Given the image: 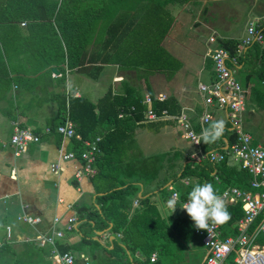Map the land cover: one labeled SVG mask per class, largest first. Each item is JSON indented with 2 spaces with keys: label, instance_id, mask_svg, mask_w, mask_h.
I'll list each match as a JSON object with an SVG mask.
<instances>
[{
  "label": "trees",
  "instance_id": "1",
  "mask_svg": "<svg viewBox=\"0 0 264 264\" xmlns=\"http://www.w3.org/2000/svg\"><path fill=\"white\" fill-rule=\"evenodd\" d=\"M186 1L0 0V59L6 57L10 68L19 72L12 56L24 55L27 61L30 57L36 60L39 71L58 67L64 74L66 65L70 70H89L99 61H118L129 67V55H133V65L157 70L161 68L159 57L162 61V55H170L162 44L173 20L167 16L166 6ZM128 3L144 10L132 23L125 18ZM219 47L237 59L233 66L247 88L250 111L264 112V51L258 43L244 50L239 39H221ZM240 64L243 67L239 68ZM121 89L110 88L96 102L73 92L69 96L59 94L58 122L52 127L69 115L83 139L102 136L95 162L97 173L89 177L98 193L95 205L76 207L82 221L72 231H81L82 235L74 244L57 241L59 250L86 253L89 264H201L205 246L196 233L195 222L180 206L198 183H212L219 195L231 186H251L252 174L233 160L230 148H225L234 142V132L226 127L223 135L209 144L201 137L200 148L205 153L201 161L190 158L184 165L186 157L178 151L146 155L134 136L145 118L144 96L126 81ZM154 107L160 112L170 109V103L155 98ZM122 110L125 115L120 117ZM212 123L204 127L198 123L195 129L201 134ZM72 139L79 153L84 143ZM214 149L224 151L225 159L212 162L206 153ZM171 179L180 193L174 213L166 208L172 194L167 185ZM142 184L154 186L158 192L141 196ZM226 205L230 218L220 223L222 237L236 234V223L244 216L241 202ZM260 223L258 218L251 231ZM107 229L116 235L112 248L111 242H103L97 235ZM46 248L37 246L26 260L4 244L0 247V264H44L41 258L52 250ZM154 252L158 259L152 262ZM75 264L87 263L78 255Z\"/></svg>",
  "mask_w": 264,
  "mask_h": 264
},
{
  "label": "crops",
  "instance_id": "2",
  "mask_svg": "<svg viewBox=\"0 0 264 264\" xmlns=\"http://www.w3.org/2000/svg\"><path fill=\"white\" fill-rule=\"evenodd\" d=\"M208 3L209 0H187L185 3H171L166 6L167 16L173 20L162 44L170 55H162V61L159 57L161 68L157 70L151 71L145 66L133 65V55H129V67L123 66L118 61L107 63L99 61L94 62L89 70L79 68L70 70L66 65L64 74L58 67L53 68H57L59 73L53 68L50 71H39L36 60L30 57L27 61L24 55L12 56V62L18 67L19 72L10 68L6 57L0 59L3 61L0 62V247L9 244L20 257L29 260L26 257L27 254L34 252L33 249L37 246L50 249V245L41 242V237L50 233L55 226L64 229L70 215L76 214L78 217L77 206L95 205L98 193L89 178L91 176L81 181L75 176L76 170L82 165L80 158L61 159V150L76 151L73 139L64 138L55 132L44 131L46 126H52L58 122L59 94L69 96L73 92L76 96H87L81 86L84 79H89L96 85L108 86L97 100H93L95 102L110 88L114 91L122 90L123 81L137 88L144 98L147 94L152 95L154 99H158L160 94L167 95V99L161 102L170 103L171 110L165 109H169L172 116H165L156 121H148L145 117L136 128L134 136L142 152L137 132L147 133L145 131L147 126H151L150 133L163 131L167 135V140L170 139L169 146L162 152H181L186 157L182 160L184 165L193 158V152L197 155L202 151L200 145H196L191 139L185 137L184 130L173 117L182 111L188 113L195 128L198 123H201L203 127L206 125L202 122V116L206 108H210L213 112L211 122L223 119L225 128L229 127L232 130L228 117L229 111L217 106L208 107L200 84H210L216 80L211 53L219 47L221 39H239L242 42L247 34L248 25L252 22L264 28V0H242L246 7L247 20L241 29H236L228 18L229 14L238 13L236 4L233 5L227 0H214L210 5ZM128 8L125 18L129 23L134 22L135 17L138 19L143 15L144 10L141 8L134 5H129ZM258 44L264 51V42ZM247 49L248 46L244 47V50ZM234 61L232 59L228 64L236 73L237 70L233 64L237 62V59ZM241 67L243 64L239 65V68ZM238 79L243 84L239 77ZM245 89L247 90L246 87ZM260 114L262 116L261 111L255 110L248 113L247 103L243 119L246 115H250L251 120H255ZM16 123L41 133V139L38 142H31L27 150L20 155L15 153L10 142ZM254 126L258 127V125ZM232 131L235 142L237 133L235 130ZM245 131L253 135L254 144L264 145V142L258 141L250 130L245 129ZM143 139L148 143L153 140L152 136H143ZM228 145L230 144H226V149ZM144 154L152 155L157 152H144ZM53 163H60L62 168L58 173L52 171ZM185 182L188 183V180ZM167 185L172 191L171 196L174 192H178L179 203L180 193L175 188L174 180H169ZM154 192L157 193L158 189L142 184L139 195L147 196ZM136 201L135 205H137ZM181 209L186 212L182 207ZM25 213L40 216L42 220L36 225L25 223L18 219L19 215ZM56 217L60 218L57 224H55ZM81 221L78 219L75 227L78 228ZM9 225L12 229L11 237L8 236L7 226ZM81 235V231H66L65 236L58 241L74 244L80 240ZM97 235L101 236L103 242H111L110 247H113L112 242L116 235L109 229L98 231ZM95 238L99 237L95 236ZM261 238H264V235ZM72 251L77 255L80 254L78 251ZM44 255L45 257L43 256L40 260L42 263L60 264L52 250L49 255L48 252Z\"/></svg>",
  "mask_w": 264,
  "mask_h": 264
},
{
  "label": "built area",
  "instance_id": "3",
  "mask_svg": "<svg viewBox=\"0 0 264 264\" xmlns=\"http://www.w3.org/2000/svg\"><path fill=\"white\" fill-rule=\"evenodd\" d=\"M23 25L26 23L23 22ZM264 42V28L255 23H250L247 28V34L242 40V48L250 46L254 43ZM211 57L214 61V69L216 80L213 83L200 84V89L203 92L205 104L208 107L217 106L229 111V123L231 129L237 133V140L228 145L230 154L234 160L239 162L243 169H246L253 176L250 189H243L237 186L227 188L221 196L226 202L238 203L242 202L244 207V216L238 221V233L230 235L226 238L222 237L220 224L209 223L207 229L196 228V233L202 238V242L206 248V257L203 264H264V242L260 241L264 235V145L254 144L253 135L244 129L243 113L246 110L247 90L236 76L235 71L229 66L228 62L232 59L229 51L223 47L216 48ZM234 61V62H235ZM167 99V95L160 94L158 100ZM147 104L145 112L146 120L156 121L165 116H172L168 109H163L158 112L154 107V98L147 94L144 98ZM125 115V111L120 112V117ZM177 119L179 125L184 130L185 137L191 139L196 145H200L201 134L198 133L192 125L189 115L186 111H182L178 115L173 116ZM213 119V112L210 108H206L202 116L203 124H208ZM46 133H60L64 138H77L82 140L84 148L77 153L76 151L61 150V159L71 160L80 158L82 165L75 172L76 178L81 181L87 176H93L97 173L95 162L97 155L100 152L99 142L102 136H97L94 140L83 139L82 135L77 132L76 124L69 115L64 121L58 124L55 128L46 126ZM41 139V133L34 131L28 127H22L16 123L14 133L11 137V145L15 149L17 155L25 152L31 142H38ZM227 148V149H228ZM205 153L200 151L196 155V159L201 161ZM209 159L216 163L225 159L226 153L222 150H211L207 153ZM60 163H53L51 169L58 173L61 169ZM172 188V187H171ZM179 198L178 192H174ZM62 200V199H61ZM184 201L183 203H186ZM138 203V201H136ZM182 203V204H183ZM261 218V223L255 231H251V226ZM18 219L32 225L41 222L40 216H33L25 213L18 216ZM60 218H55V224ZM78 220L76 214L68 217L66 227L64 229L54 227L50 233H46L41 237L43 244H48L52 247V251L58 258L60 264H75L77 254L72 251L61 252L58 247V239L65 236L66 231H72L75 227V222ZM8 236H12L11 226H7ZM232 261L227 260L233 255ZM80 258L87 264L90 259L87 254L80 253ZM158 259V254L154 252L151 256V261L155 262Z\"/></svg>",
  "mask_w": 264,
  "mask_h": 264
},
{
  "label": "clouds",
  "instance_id": "4",
  "mask_svg": "<svg viewBox=\"0 0 264 264\" xmlns=\"http://www.w3.org/2000/svg\"><path fill=\"white\" fill-rule=\"evenodd\" d=\"M224 130L223 119L214 121L202 131L203 142L205 144L215 142L223 135ZM192 155L193 158L196 157L195 152ZM177 204V196L173 194L166 201V208L174 213ZM180 207L186 210L198 229H207L210 222L220 224L230 218L225 199L216 192L214 185L208 182L194 185L187 194V202Z\"/></svg>",
  "mask_w": 264,
  "mask_h": 264
},
{
  "label": "rangeland",
  "instance_id": "5",
  "mask_svg": "<svg viewBox=\"0 0 264 264\" xmlns=\"http://www.w3.org/2000/svg\"><path fill=\"white\" fill-rule=\"evenodd\" d=\"M213 1L214 0H209L208 4L209 5L212 4ZM227 1L231 2L233 5L236 4L238 6V9H239L238 13L229 14L228 18H229V21L233 24V26L236 27V29L238 28L241 29V27L245 24L247 20L246 7L243 5L242 0H227ZM236 75L241 79V76L240 74L237 73V71H236ZM81 86H82V89L85 90L86 95L92 100H97V98L101 96L108 88V86H106L105 84L96 85L94 82H92L89 79H84L83 85ZM249 112H250V109L248 108V113ZM261 113H262V116L260 114L261 117L257 116L255 120L254 119L251 120L250 115H246L243 119V125L245 129L250 130L255 135V138L258 141L262 142L264 141V137H262V135H264V112H261ZM254 125H258V127L256 128ZM150 129H151V126L145 127V131L149 134L142 133L141 131L137 132L138 142L141 148L143 149V153L144 152L145 153L146 152L159 153V152L165 151L166 148L169 146L168 142L170 141V139L167 140V135L164 134L163 131L160 133H157L155 131L150 133L149 132ZM143 136H152L153 138L152 142L148 143L147 141H144ZM234 255L235 254H233L227 261L228 262L232 261V258L234 257Z\"/></svg>",
  "mask_w": 264,
  "mask_h": 264
},
{
  "label": "water",
  "instance_id": "6",
  "mask_svg": "<svg viewBox=\"0 0 264 264\" xmlns=\"http://www.w3.org/2000/svg\"><path fill=\"white\" fill-rule=\"evenodd\" d=\"M53 70L56 71L57 73H59V70L57 68H53Z\"/></svg>",
  "mask_w": 264,
  "mask_h": 264
}]
</instances>
